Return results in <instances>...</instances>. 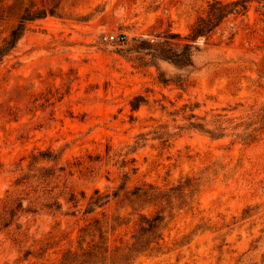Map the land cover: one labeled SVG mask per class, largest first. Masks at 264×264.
<instances>
[{
  "label": "rangeland",
  "instance_id": "obj_1",
  "mask_svg": "<svg viewBox=\"0 0 264 264\" xmlns=\"http://www.w3.org/2000/svg\"><path fill=\"white\" fill-rule=\"evenodd\" d=\"M212 3L0 0V43L54 12L0 62V264H59L96 219L113 255L154 213L162 239L117 264H264V0L192 43ZM169 33L188 66L139 50Z\"/></svg>",
  "mask_w": 264,
  "mask_h": 264
},
{
  "label": "trees",
  "instance_id": "obj_2",
  "mask_svg": "<svg viewBox=\"0 0 264 264\" xmlns=\"http://www.w3.org/2000/svg\"><path fill=\"white\" fill-rule=\"evenodd\" d=\"M249 1L253 0H235L231 2L213 0V3L209 4V8L206 10L205 15L199 16L192 26L189 33V37H191L190 41L195 43L196 40L194 39L197 38V36H202L205 32L211 31L225 16L232 14L234 11H245L247 2ZM47 13L53 14L54 12L52 9L47 10L46 8L35 10L26 9L24 16L21 17L19 22L0 43V62L15 48L18 40L23 35L25 29L24 21L42 18L46 16ZM178 37L176 33H169L162 42L151 43L140 40V42L146 46H139L138 48L139 50H146L155 47L162 58L168 60L175 66H188L191 64L193 51L198 50V46L196 44H190L189 42H177L179 41ZM138 105L139 104H136L135 106L132 104V107L134 108ZM39 156L40 159H54L50 152H39ZM181 186H187V184ZM130 194L135 196V198L147 196L150 202L157 201L164 197L162 191L151 184H148L147 188L139 186L134 187L133 190L130 191ZM163 220L164 217L159 213H154L149 216L140 214L139 227L132 236L133 240L131 244L121 250L117 249L116 252L111 255V253H109L107 240L104 237L105 230H103V225L96 219L93 226L89 224L81 229V235L92 237L90 242H87L86 246L79 247L78 250H66L62 254L59 264L120 263L130 251L142 252L147 249L150 244L157 243L158 240L162 239V231L164 228ZM95 233H98L97 240H94Z\"/></svg>",
  "mask_w": 264,
  "mask_h": 264
},
{
  "label": "built area",
  "instance_id": "obj_3",
  "mask_svg": "<svg viewBox=\"0 0 264 264\" xmlns=\"http://www.w3.org/2000/svg\"><path fill=\"white\" fill-rule=\"evenodd\" d=\"M104 39L106 40V41H115V40H118V38H115L113 35H106L105 37H104Z\"/></svg>",
  "mask_w": 264,
  "mask_h": 264
}]
</instances>
